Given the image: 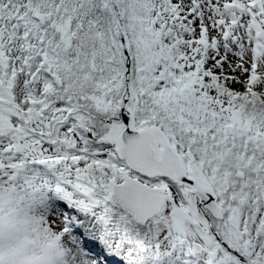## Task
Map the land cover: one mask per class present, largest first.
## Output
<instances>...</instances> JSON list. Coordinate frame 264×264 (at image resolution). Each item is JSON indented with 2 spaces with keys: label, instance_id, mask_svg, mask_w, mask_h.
Masks as SVG:
<instances>
[{
  "label": "snow or ice",
  "instance_id": "6c2138e0",
  "mask_svg": "<svg viewBox=\"0 0 264 264\" xmlns=\"http://www.w3.org/2000/svg\"><path fill=\"white\" fill-rule=\"evenodd\" d=\"M0 264H264V0H0Z\"/></svg>",
  "mask_w": 264,
  "mask_h": 264
}]
</instances>
